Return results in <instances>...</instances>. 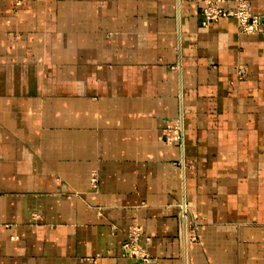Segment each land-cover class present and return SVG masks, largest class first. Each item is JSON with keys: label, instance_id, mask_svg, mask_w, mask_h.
Instances as JSON below:
<instances>
[{"label": "crops", "instance_id": "obj_1", "mask_svg": "<svg viewBox=\"0 0 264 264\" xmlns=\"http://www.w3.org/2000/svg\"><path fill=\"white\" fill-rule=\"evenodd\" d=\"M206 1L0 0V264H264V22Z\"/></svg>", "mask_w": 264, "mask_h": 264}, {"label": "built area", "instance_id": "obj_2", "mask_svg": "<svg viewBox=\"0 0 264 264\" xmlns=\"http://www.w3.org/2000/svg\"><path fill=\"white\" fill-rule=\"evenodd\" d=\"M229 2L233 4L232 8H225L221 4ZM201 24L206 27L211 23H215L220 19L231 17L235 19L237 28L240 34L253 35L259 33L264 19L263 17L253 14L248 0H208L205 2V6L202 11ZM171 136L166 135V141L180 142L181 131L177 125L170 129ZM95 175H92L91 182L95 183ZM182 213L180 219L184 222L183 232L184 238L187 242L194 241V229L187 226L185 208L181 206ZM142 236V230L140 227H130L127 233V239L121 246V256L125 258L134 259L137 262L149 263L150 256L144 249L139 246V240Z\"/></svg>", "mask_w": 264, "mask_h": 264}, {"label": "rangeland", "instance_id": "obj_3", "mask_svg": "<svg viewBox=\"0 0 264 264\" xmlns=\"http://www.w3.org/2000/svg\"><path fill=\"white\" fill-rule=\"evenodd\" d=\"M139 244V243H138ZM140 246V245H139Z\"/></svg>", "mask_w": 264, "mask_h": 264}]
</instances>
